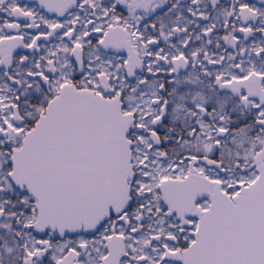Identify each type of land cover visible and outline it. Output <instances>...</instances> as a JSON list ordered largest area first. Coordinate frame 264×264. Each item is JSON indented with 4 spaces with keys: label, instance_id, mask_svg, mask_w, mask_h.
I'll use <instances>...</instances> for the list:
<instances>
[{
    "label": "snow or ice",
    "instance_id": "snow-or-ice-1",
    "mask_svg": "<svg viewBox=\"0 0 264 264\" xmlns=\"http://www.w3.org/2000/svg\"><path fill=\"white\" fill-rule=\"evenodd\" d=\"M0 264H264V0H0Z\"/></svg>",
    "mask_w": 264,
    "mask_h": 264
}]
</instances>
